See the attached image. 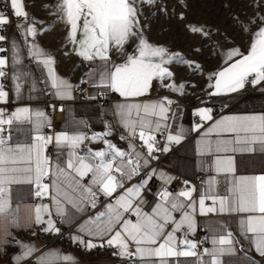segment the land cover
Wrapping results in <instances>:
<instances>
[{"label": "snow or ice", "instance_id": "obj_1", "mask_svg": "<svg viewBox=\"0 0 264 264\" xmlns=\"http://www.w3.org/2000/svg\"><path fill=\"white\" fill-rule=\"evenodd\" d=\"M142 3L153 0H57L55 14L68 27L66 38L74 46L75 55L83 62L97 65L90 70L91 76L96 77L93 88L99 90L101 97L110 93L120 98L112 108L116 123L104 121V131L85 132L79 129L84 122L79 121L71 131L45 134L43 129L53 126L45 111L27 105L17 106L11 112L0 108V236L5 238L0 245L12 242L6 239L12 236L8 229L22 223L40 226L39 230L45 233H60L57 221L64 223L70 216L87 214L97 208L103 196L110 198L104 211L88 215L77 225L78 234L71 237L88 250L106 245L115 249L114 256L133 264H173V260L182 257H195L197 264H223V257L241 252L248 264H264V260L248 256L244 244L246 241L248 250L264 258V172L241 173L238 161L243 154H264V113L216 118L211 107L196 109L193 114L200 122L191 131L202 132L197 151L201 157H211L210 164L201 161L200 169L215 175L201 180L199 190L184 180L181 190L170 191L168 186L176 177L153 168L152 161L159 159L157 153H168L173 144H180L185 138L184 129L175 134L167 132L161 145L157 133L169 128L167 121L174 101L168 97L147 98L157 81L163 88L183 95L185 86L176 83V73L170 68L173 62L187 64L194 71H202V66L148 41L139 19ZM10 7L14 17L23 18L24 23L17 27L25 37H34L37 28L29 21L22 0H10ZM9 24L10 18L0 12V30ZM191 31L209 36L202 28L193 27ZM5 40L6 36L0 34V42ZM130 44L133 48L128 51ZM4 51L0 47V53ZM114 53L123 59L117 62ZM29 55L47 69L45 94L59 100L73 99L77 85L56 73L52 56L35 43L30 44ZM13 63H21L15 45ZM7 64L0 56V81L7 78L4 70ZM24 75L15 72L12 75L17 96L21 95ZM84 82L87 81H81ZM248 85L264 87V18L246 51L240 47L224 51L223 66L208 73L210 97L230 96ZM32 90L35 91V85ZM9 97V91L0 82V104L9 103ZM89 98L95 100L97 96ZM50 107L57 110L55 104ZM58 110L64 111L63 105ZM116 125L123 129L119 138L128 140L127 149L119 148L109 139ZM24 126H30L25 137L15 139L13 133L21 132ZM93 143H101L103 147L94 149L90 146ZM49 146L56 149L55 158L48 155ZM221 177L224 194L217 190ZM153 178L161 181V187L151 211H146L145 194L150 191ZM133 180L136 182L132 183ZM25 185L41 202L22 216L20 202L13 201V191ZM118 190L119 195L114 196ZM45 199L49 203H43ZM197 210L201 216H237L239 235L221 224L217 231L222 230V234L209 238L212 247L198 251L201 242L189 239L197 230ZM85 236L91 239L86 241ZM15 243L21 249L13 257L15 264L28 261L34 253L37 264H53L61 259L73 261L71 256L41 252L18 240Z\"/></svg>", "mask_w": 264, "mask_h": 264}, {"label": "crops", "instance_id": "obj_2", "mask_svg": "<svg viewBox=\"0 0 264 264\" xmlns=\"http://www.w3.org/2000/svg\"><path fill=\"white\" fill-rule=\"evenodd\" d=\"M10 1V0H9ZM24 5V10H30L33 15L34 25L37 28V34L34 37H29L32 39L31 43H35L41 49H43L47 54L51 55L54 59L55 63L53 65L56 73L62 77L67 78L73 85H80L82 80L87 81L86 86H84V92L89 98L90 96L95 95L98 91L93 88L92 84L95 76H91L90 70L96 68L97 65L90 64L87 62H83L80 57L75 55L74 46L67 40V31L68 27L66 24L62 23L59 19L56 11L57 0H22ZM23 30L11 29L9 34V54L7 57H4L8 64L10 74H11V87L9 90L10 97L9 103L13 104V110L17 106L27 105L33 109H39L44 111V107L42 105L43 94L45 90V84L43 83L47 78V69L43 67L42 64L37 63L30 55L25 51L26 39ZM13 45H15V51L19 54V58L21 63L16 65L13 63ZM1 56V55H0ZM113 59L117 62H120L123 57L119 59L117 56L113 54ZM223 66V65H222ZM220 66V67H222ZM219 68V67H218ZM216 68V70L218 69ZM24 73L23 76L24 84L21 89V95L17 96L14 91L13 83H12V75L13 73ZM91 76V78H90ZM98 76V73H96ZM1 82V81H0ZM33 85H35V91H33ZM210 89L202 94V96L208 94ZM110 94V93H109ZM73 95V93H72ZM112 101L107 103L102 107L95 106L92 102H79L72 103L71 99L59 100L52 98L55 101L65 102L64 108V122L58 124L57 132L69 130L71 131L76 127V122L83 121L84 124L79 125V129L85 132H102L104 131V121H108L112 124H115V120L112 116V108L114 107V103L118 101L120 98L117 95L111 94ZM168 97L173 101H183L186 104H192L197 100V98L187 99L183 96H179V94L170 92L168 89H158V84L155 82V86L151 91L150 97L147 99H156ZM223 98L222 104L231 105L229 111L224 115H241V114H250V113H264V93L256 94V95H248L242 96L239 93L231 94L230 96H221ZM90 100V98H89ZM207 107L205 105H201L198 108ZM2 108V107H0ZM189 109L186 106H175L172 107L171 120L169 121V132L175 134L179 129H184L185 138L181 141L186 140L181 146L178 147L176 152L166 159L163 160L162 166L163 169L167 173L175 176L176 179L171 182L168 186L169 190L173 193L178 192L183 188V181L188 180L191 181L197 177L199 173H206L200 169V163L202 160L207 161V163H211V157H201L198 154V141L201 138L202 132H193L191 131L193 123H192V115L196 109ZM174 113V115H173ZM219 118V117H218ZM155 119V118H153ZM211 122H209L210 125ZM30 126H24V130L19 133L14 132L13 136L15 139H23L26 135L27 129ZM122 129L119 125H116ZM115 127V129H116ZM206 128L208 125L205 126ZM46 129V128H45ZM43 129V131H45ZM123 130V129H122ZM116 133L109 137L119 148L127 149L128 145L122 144L120 140L116 137ZM210 138H215L214 136ZM94 149H99L103 147L101 143H93L90 145ZM54 156H56V149L54 148ZM238 161L240 162L239 171L241 173H261L264 172V154H260L257 152L256 154H243L238 156ZM159 171V170H158ZM210 176L215 175L214 172H207ZM208 176V177H210ZM207 177V178H208ZM206 178V179H207ZM157 186H155V192L153 194L147 192L145 194V198L148 201V204L145 206L146 211H151V207L155 202V194L161 187V181L155 178ZM132 181V183H135ZM217 190L220 194H224V183L223 178H220V184L217 186ZM119 191L114 193V196L119 195ZM35 197L30 194L29 186H20L17 187L13 191V201L20 202V212L21 215L24 216L28 213V209L34 205ZM109 202V201H108ZM210 202V201H207ZM206 202V203H207ZM40 203V202H38ZM211 203V202H210ZM37 204V203H35ZM70 207V206H69ZM104 211V206L102 208ZM86 215V214H85ZM85 215H73L70 216L63 224L65 226L71 227L77 231V225L83 222L87 217ZM177 219H179V214ZM197 215L199 212L197 210ZM238 217L237 216H225V215H214L209 214L208 216H201L199 218L196 217L197 226H202L206 229L207 236L210 238L213 235L222 234V230L217 231L221 224H226L228 226V230L232 231L234 235H239L238 232ZM35 226V225H33ZM32 226V227H33ZM32 227H28L23 223L21 226L16 228H9L8 230L11 232H25V230L31 229ZM0 229H2V224H0ZM179 235V234H178ZM196 232L189 236V239L195 241ZM88 237V236H87ZM8 237H6L7 239ZM91 238V237H90ZM5 239L3 236H0V240ZM18 241H21L26 244L32 245L34 248H41L42 244L37 240L28 237V236H20L17 238ZM15 244V249L7 252L6 260L4 263L0 264H15L13 261V257L17 255L21 249L19 246ZM245 250L250 251L252 253V258L256 261H262L264 258H261L258 254L255 253L254 250H248L247 242L244 241ZM7 244L3 243L0 245V254L3 251ZM212 245L209 239V246L207 248H211ZM115 251V249H114ZM44 252H55V248L47 249ZM56 253V252H55ZM37 253L33 254V258ZM71 256L73 261H64V260H54L53 264H77L80 261V257L75 252H65L60 256ZM244 255L238 253L235 256H225L222 258L223 264H248V261L243 258ZM32 258H29V260ZM205 259H209L205 257ZM35 262L36 259L34 258ZM90 262L85 264H99L94 262L95 257L89 258ZM27 262V261H26ZM20 264H25V261L20 262ZM37 264V262H36ZM173 264H197V260L195 257L189 258H179V261L173 260Z\"/></svg>", "mask_w": 264, "mask_h": 264}, {"label": "rangeland", "instance_id": "obj_3", "mask_svg": "<svg viewBox=\"0 0 264 264\" xmlns=\"http://www.w3.org/2000/svg\"><path fill=\"white\" fill-rule=\"evenodd\" d=\"M139 13L143 35L149 42L202 66V71H194L187 64L170 65L176 83L185 86L183 95L175 93L191 99L207 91L208 73L223 65L224 51L232 47L247 50L264 18V0H153L140 4ZM193 27L202 28L209 36L191 31ZM132 48L127 46L128 51ZM157 84L158 89L166 90Z\"/></svg>", "mask_w": 264, "mask_h": 264}, {"label": "built area", "instance_id": "obj_4", "mask_svg": "<svg viewBox=\"0 0 264 264\" xmlns=\"http://www.w3.org/2000/svg\"><path fill=\"white\" fill-rule=\"evenodd\" d=\"M28 13L29 16V21L32 23L33 21V15L32 12H30V10H25ZM0 12H3L6 16H8L10 18V24L6 27H4L2 30H0V34L5 35L6 36V40L4 42H0V47L4 48V52L0 53L1 56L3 57H7L9 54V34H10V30L11 29H18L17 25L24 23L23 18H17L14 17L12 15V9L10 7V1L9 0H0ZM32 42L31 38H27L26 39V45H25V51L27 52V54L29 55V46ZM7 72V78L3 79L1 82L4 84L6 90L10 89L11 87V74H10V70L9 67L6 66L4 69ZM84 86H86V82L81 83L80 85H78L77 87L74 88L73 90V99H71L70 101L72 103H79V102H92L95 106L98 107H102L104 105H106L107 103H110L112 101V96L109 93H105L102 97L98 94L99 90L96 92V96L97 99L93 100L87 97V95L84 92ZM9 91V90H8ZM264 93V87H257V88H253L251 85H248L246 87V89L242 90L240 92V94L242 96H248V95H256V94H261ZM222 100L223 98L220 97H210L208 94L201 96L200 98H197V100L195 102H193L192 104H186L183 101H174L173 105L171 107H175V106H186L189 109H195L196 107L198 108L201 105H205L207 107H211L214 111V113L216 114V118L226 114L231 105H224L222 104ZM42 105L44 107V111L46 112L47 115H49L52 118V128H46L44 133L45 134H52L53 132H57V125L61 124L64 122V118H65V114L64 111H59V106L63 105V107L65 108V102H61V101H55L52 98L51 94H43V100L41 101ZM55 104L57 106V110H53L50 105ZM0 107L6 109L8 112L13 111V104L11 103H7V104H0ZM170 118L167 121V124H170V120H171V113L169 114ZM192 123L193 125L195 123H199V117L195 116L194 114L192 115ZM123 130L120 129L119 127H116L115 129V133H116V138L118 140H120V136L122 134ZM167 132H169L168 129L164 130L162 129L161 133H157V139L159 140L160 144L163 145V143L165 142V137L167 135ZM122 142V144L124 145H128V140H120ZM186 140H184L183 142H181L180 144H173L171 151L168 153H157V155L159 156L158 160H153L152 161V167L156 168L157 170H161L163 169L162 166V162L164 159H166L168 156L174 154L176 152V150L178 149L179 146H181ZM137 146H139V141H136ZM54 147L53 146H49L48 149V155L55 158L54 156ZM208 176H210L207 173H199L197 175V177L193 180H191L190 182L194 185L197 186V189L199 190L200 185H201V180L206 179ZM135 181V180H133ZM87 181H85L86 183ZM157 181L155 178L152 179V181L150 182V191H148L149 193L153 194L155 192V186H157ZM196 195H199V191H197ZM110 200V198H106L101 196L100 200L98 202V206L96 209L94 210H90L85 216L87 217L88 215H93L95 214V212L98 211H102L103 206L105 205V203H107ZM41 202L38 199H35V203ZM43 203H49V201L47 199H45L43 201ZM210 204V202H207ZM178 217V215H176ZM197 218H199V215H196ZM57 226L61 228L60 233H45L43 231L39 230L40 226H33L31 229L25 230V232H11L12 236H9L7 238V240L12 241L10 243H6L7 245L5 246V248L3 249V251L0 254V262L4 263L6 260V255L7 252L10 250H14L15 249V241L17 240V238H19L20 236H28L31 237L33 239H35L36 241L38 240L42 246L40 248L41 252L46 251L47 249L50 248H55V252L58 255H61L65 252H75V254H78L80 257V261L77 264H85L90 262L89 258L90 257H95L94 262L99 263V264H133V262L131 261H127L124 259H121L118 256H114L112 253L114 252V249L111 247H107L106 245L104 247H96L93 248L91 250L86 249L85 247H83L82 245L78 244V243H74L71 239V237L73 235L78 234L77 231L74 229L73 226L68 227L65 226L63 223H60L59 221H57ZM35 233V235L33 234ZM207 232L206 229L202 226H197V230H196V235H194L195 237V241L197 242H201L198 246V251H202L203 248H207L209 246V237L207 236ZM13 237H15V240H13ZM85 240L87 241L88 239H91L90 237L85 236L84 237ZM94 243H99V241L94 240ZM242 255H244L243 252H241ZM37 255V254H36ZM35 255V256H36ZM248 256H252V253L250 251H248ZM25 264H36L34 258L28 260L27 262H25Z\"/></svg>", "mask_w": 264, "mask_h": 264}]
</instances>
